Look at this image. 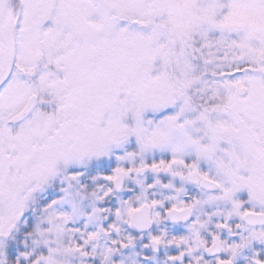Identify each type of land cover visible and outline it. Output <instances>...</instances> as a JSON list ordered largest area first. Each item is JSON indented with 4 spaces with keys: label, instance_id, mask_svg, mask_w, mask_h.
<instances>
[{
    "label": "snow or ice",
    "instance_id": "obj_1",
    "mask_svg": "<svg viewBox=\"0 0 264 264\" xmlns=\"http://www.w3.org/2000/svg\"><path fill=\"white\" fill-rule=\"evenodd\" d=\"M0 264H264V0H0Z\"/></svg>",
    "mask_w": 264,
    "mask_h": 264
}]
</instances>
